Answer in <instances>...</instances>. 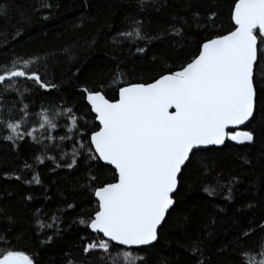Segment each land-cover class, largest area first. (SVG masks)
<instances>
[{"label": "trees", "instance_id": "1", "mask_svg": "<svg viewBox=\"0 0 264 264\" xmlns=\"http://www.w3.org/2000/svg\"><path fill=\"white\" fill-rule=\"evenodd\" d=\"M41 2L0 0L8 7L7 15L0 16V68L14 59L22 67L23 61L39 58L33 68L40 69L42 79L57 85L44 91L20 80L23 97L15 91L0 93V119L25 120L21 109L26 105L25 127L37 128L35 135L40 137V143L26 136L14 144L5 139L10 133L0 125V252L22 251L35 264H66L69 258L76 264H104L102 253H83L82 245L95 235L79 221L94 215V190L111 180L114 170L93 168L95 162L83 150L76 166L67 167L72 152L80 143H89L84 137L90 138L97 125L82 90L101 91L114 101L117 86L153 82L161 74L178 70L209 33L227 34L232 29L234 0H158L146 11L138 0H47L51 8L41 7ZM194 14L200 18L199 27ZM212 14L215 22L208 21L206 26L205 17ZM137 20L142 24L136 25ZM136 27L148 37L159 38L119 36ZM176 29L183 38L167 34ZM114 39L122 42L114 44ZM138 47L146 50L138 52ZM117 73L123 83L121 78L113 82ZM68 108L77 118L78 132L68 131L72 127ZM45 111L57 124L56 130H48L54 142L39 131ZM252 128L256 129L252 144L228 141L222 148L203 150V165L184 174L167 227L158 242L141 253L145 264H195L187 249L196 240L202 241L204 264H239L241 253L256 254L264 241L260 227L264 225V121L258 119ZM60 136L71 138L61 141ZM48 157H55L61 166L56 168ZM35 175L40 185L33 181ZM93 175L95 181L90 180ZM210 186L216 188L215 195L205 192ZM229 187L230 200L225 199ZM38 210L39 220L53 227L38 228ZM245 231L250 235L243 236ZM49 237L50 243L46 242Z\"/></svg>", "mask_w": 264, "mask_h": 264}, {"label": "snow or ice", "instance_id": "2", "mask_svg": "<svg viewBox=\"0 0 264 264\" xmlns=\"http://www.w3.org/2000/svg\"><path fill=\"white\" fill-rule=\"evenodd\" d=\"M138 4L146 11L156 6L158 0H138ZM40 6L52 7L47 0H42ZM7 13L8 7L0 4V16ZM194 15L199 27L200 18ZM208 21L214 24L215 15L205 17L206 26ZM230 21L233 27L227 34L209 33L197 44L190 58L180 62L178 70L161 74L153 82L117 86L118 99L114 101L101 91L82 90L98 124L91 130L90 138L84 137L89 143H80L79 149L72 152L67 167L76 166L83 150L88 160L95 162L91 165L93 168L110 166L109 170H114L112 179L94 190L97 202L94 215L79 221L95 234L82 245L85 255L102 253L104 264H145L141 253L155 245L167 227L184 174L197 164L203 165L200 159L203 150L219 148L226 141L238 145L254 142L256 129L252 125L258 119L264 121V0H234ZM134 23L140 25L142 21ZM167 34L183 38L180 29ZM119 36L146 41L159 38L142 34L140 27L120 32ZM120 42L113 40L114 44ZM145 50L137 48L141 53ZM38 59L23 61L22 67L14 59L10 66L0 68V93L15 91L23 97L18 86L20 80L29 81L44 91L56 88L57 85L42 79L39 68H33ZM118 78L120 73L113 77V82ZM21 111L27 117L26 105ZM67 113L72 123L68 131L78 132L72 108ZM25 120L13 123L0 119V125L10 133L5 139L15 144L27 136L32 142L40 143V137L35 135L38 129L33 127L28 131ZM243 126L249 130H241ZM56 128L53 118L46 111L41 113L39 131L46 139L55 141L48 130ZM70 138L59 137L61 141ZM48 159L56 168L61 166L55 157ZM38 160L40 164L45 162L43 158ZM96 179L95 175L90 176V180ZM33 181L41 184L39 175L33 176ZM231 191L229 187L225 199H231ZM205 192L215 195L216 188L207 187ZM37 218L38 228L53 227L39 220V210ZM249 235V231L243 233L245 237ZM46 242L50 243L51 237ZM201 244L200 240L193 241L187 249L196 258L195 264H204ZM0 264L35 262L22 251L6 248L0 252ZM66 264L76 262L69 258ZM239 264H264V241L257 246L255 255L241 253Z\"/></svg>", "mask_w": 264, "mask_h": 264}, {"label": "water", "instance_id": "3", "mask_svg": "<svg viewBox=\"0 0 264 264\" xmlns=\"http://www.w3.org/2000/svg\"><path fill=\"white\" fill-rule=\"evenodd\" d=\"M89 106H90V105H89ZM90 107H91V106H90ZM93 115L95 116V113H93ZM96 122H97V124H98V121H96ZM245 128H247V126H243L241 130H244ZM227 142H228V141H226V143H227ZM230 142H232V141H230ZM226 143H225V144H226ZM234 143H235V142H234ZM224 146H225V145H223V146H221V147H219V148H222V147H224ZM212 148H216V147H212ZM209 149H211V148H209ZM205 150H207V149H205ZM109 167H110V166H109ZM95 199H96V198H95ZM174 206H175V205H174ZM170 211H171V210H170ZM94 235H95V234H94ZM157 242H158V241H157ZM157 242H156V243H157Z\"/></svg>", "mask_w": 264, "mask_h": 264}, {"label": "bare ground", "instance_id": "4", "mask_svg": "<svg viewBox=\"0 0 264 264\" xmlns=\"http://www.w3.org/2000/svg\"><path fill=\"white\" fill-rule=\"evenodd\" d=\"M45 61V60H44Z\"/></svg>", "mask_w": 264, "mask_h": 264}]
</instances>
